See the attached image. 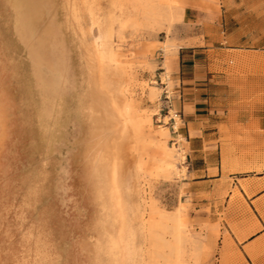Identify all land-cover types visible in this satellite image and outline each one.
<instances>
[{
    "label": "rangeland",
    "instance_id": "obj_1",
    "mask_svg": "<svg viewBox=\"0 0 264 264\" xmlns=\"http://www.w3.org/2000/svg\"><path fill=\"white\" fill-rule=\"evenodd\" d=\"M218 22L248 46L208 66L202 114L218 126L206 133L264 134L234 127L264 119V0H0V264L238 263L217 243L251 214L233 183L249 181L187 179L151 49L202 26L210 38ZM246 140L208 144L207 162L229 157L223 172L244 176L264 157Z\"/></svg>",
    "mask_w": 264,
    "mask_h": 264
},
{
    "label": "crops",
    "instance_id": "obj_2",
    "mask_svg": "<svg viewBox=\"0 0 264 264\" xmlns=\"http://www.w3.org/2000/svg\"><path fill=\"white\" fill-rule=\"evenodd\" d=\"M221 11L231 13L234 9L228 8ZM186 13L185 11L183 17ZM210 27H215L210 38L207 29L202 26L195 29L193 41L190 40L188 43L178 44L174 47L171 44V39H168L167 43L166 41L161 44L159 42L151 49L159 52L162 56L166 70L162 74H165L170 81L167 86L172 94L170 105L174 111L179 112L178 117L181 125L177 136L181 139V162L183 161L181 168L185 169L187 179L200 178L203 179L201 182L212 185L213 181L204 178L206 176H198L199 172L212 170L211 177L226 173L227 176H232L229 178L233 180L249 181L244 188L233 181L251 214L239 215L235 220H232L233 224H237L235 230L226 226V233L218 239L217 244L220 250L227 255L232 252L236 256L238 263L233 264H264V157L250 159L248 162L250 170L245 172L244 176H236L237 174H233L229 170L223 172L224 165L227 168L231 165L229 157H219V161L214 164L208 163V156H206L208 144L215 143V149H221L222 142L240 143L247 139L251 143H257L264 141V134L250 132L249 135H245L235 130L231 140H222V135L217 132L206 133L208 127L218 125H208L209 116L202 114L204 108L201 107L206 103L202 95L207 90L203 88L205 83H201V81L207 79L208 66L216 61L222 62L225 56L232 51H240L239 48L248 46V41L238 39L234 43L233 39H228V31L222 30L219 22L210 25ZM222 35L226 41H222ZM230 40L231 42L228 43ZM218 55L219 58L216 57ZM255 123L252 124L251 120L243 121L234 127L254 126L264 131V119H257ZM257 167H260L259 170H255Z\"/></svg>",
    "mask_w": 264,
    "mask_h": 264
},
{
    "label": "bare ground",
    "instance_id": "obj_3",
    "mask_svg": "<svg viewBox=\"0 0 264 264\" xmlns=\"http://www.w3.org/2000/svg\"><path fill=\"white\" fill-rule=\"evenodd\" d=\"M99 55H100V53H99ZM103 57L102 56H100V59H102ZM108 61L110 62V63H112V64H117V59L115 58V55H112V54H110L109 56H108ZM99 60V59H98ZM106 60V59H105ZM107 63V62H106ZM99 64V63H98ZM101 64V63H100ZM120 110V109H119ZM125 112V111H124ZM113 114V113H112ZM118 114V113H117ZM123 114V113H122ZM121 116V115H120ZM119 116V117H120ZM127 117V116H126ZM114 118V117H113ZM121 119V118H120ZM115 120V119H114ZM123 120H124V118H123ZM127 121V120H126ZM123 123V122H122ZM126 123V122H125ZM122 125V124H121ZM127 125V124H126ZM124 126V125H123ZM122 129V128H121ZM101 133V132H100ZM100 147V146H99ZM107 156V155H106ZM105 158V157H104ZM100 162V161H99ZM170 164V163H169ZM108 165V164H107ZM167 166H168V164H167ZM170 166V165H169ZM110 168V167H109ZM113 170V169H112ZM114 171V170H113ZM112 175V174H111ZM104 178V177H103ZM114 179H112V181H113ZM115 182V181H114ZM105 183V182H104ZM112 184H113V182H112ZM115 185V184H114ZM113 185V186H114ZM112 186V187H113ZM114 188H116V187H114ZM117 190V189H116ZM110 191H112V190H110ZM115 193H116V191H115ZM114 194V193H113ZM119 195V194H118ZM114 196H116V195H114ZM117 197V196H116ZM111 198H113V197H111ZM115 203V202H114ZM117 204H119V203H117ZM116 204V205H117ZM119 208V207H118ZM170 229H171V232H170V234H171V236H172V238L174 239V241H175V243L176 244H179L180 242H182V240H183V237L185 236V234H184V232H183V230H182V228H181V226H180V223L179 222H177V220L173 223V225L170 227ZM118 237V236H117ZM119 238V237H118ZM119 239H121V237L119 238ZM119 239H117V240H119ZM122 240V239H121ZM119 242V241H118ZM111 243H112V241H111ZM122 243V242H121ZM114 244V243H113ZM118 245H120V244H118ZM113 246H115V245H113ZM119 247V246H118ZM117 248V247H116ZM113 250H115V248L113 247ZM206 252H204L203 254H205Z\"/></svg>",
    "mask_w": 264,
    "mask_h": 264
}]
</instances>
